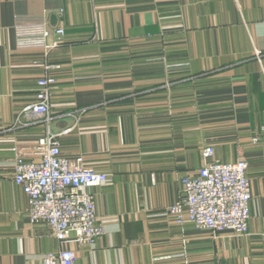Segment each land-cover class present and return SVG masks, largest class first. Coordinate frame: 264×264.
<instances>
[{
  "label": "crops",
  "instance_id": "crops-1",
  "mask_svg": "<svg viewBox=\"0 0 264 264\" xmlns=\"http://www.w3.org/2000/svg\"><path fill=\"white\" fill-rule=\"evenodd\" d=\"M44 17L65 29L60 47L20 48L18 25ZM46 73L50 128L70 129L62 154L110 175L87 188L107 232L67 244L78 264H264V0H0V264H44L61 247L30 222L11 167L15 145L46 133L22 112ZM208 147L248 163L244 235L166 214Z\"/></svg>",
  "mask_w": 264,
  "mask_h": 264
},
{
  "label": "built area",
  "instance_id": "built-area-1",
  "mask_svg": "<svg viewBox=\"0 0 264 264\" xmlns=\"http://www.w3.org/2000/svg\"><path fill=\"white\" fill-rule=\"evenodd\" d=\"M17 28L20 48H42L45 55L60 47L65 34L63 27H51L45 17L23 22ZM52 36L56 39L50 40ZM54 68L59 66H46L47 70ZM56 81L49 73L37 81L35 98L22 112L31 120L46 123L47 130L36 145L12 148L15 158L11 167L15 183L28 198L30 222L47 225L61 244L58 251L44 256V264H78L75 250L67 244L93 246L107 232L105 220L98 217L95 196L87 188L108 183L110 175L86 166L82 156L62 154L60 136L70 129L53 133L50 128L51 88ZM203 155L207 162L182 177L181 194L166 214L178 224L190 222L212 232L246 234L252 200L248 163L244 159L232 163L209 160L213 147L205 148Z\"/></svg>",
  "mask_w": 264,
  "mask_h": 264
}]
</instances>
